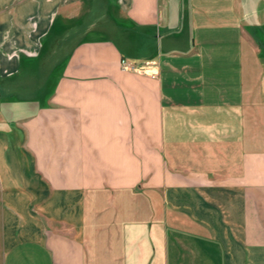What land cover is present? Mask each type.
<instances>
[{
    "label": "crops",
    "instance_id": "crops-1",
    "mask_svg": "<svg viewBox=\"0 0 264 264\" xmlns=\"http://www.w3.org/2000/svg\"><path fill=\"white\" fill-rule=\"evenodd\" d=\"M0 264H264V0H0Z\"/></svg>",
    "mask_w": 264,
    "mask_h": 264
},
{
    "label": "built area",
    "instance_id": "built-area-1",
    "mask_svg": "<svg viewBox=\"0 0 264 264\" xmlns=\"http://www.w3.org/2000/svg\"><path fill=\"white\" fill-rule=\"evenodd\" d=\"M122 67H123V69L127 68V64H126L125 60H122Z\"/></svg>",
    "mask_w": 264,
    "mask_h": 264
},
{
    "label": "rangeland",
    "instance_id": "rangeland-1",
    "mask_svg": "<svg viewBox=\"0 0 264 264\" xmlns=\"http://www.w3.org/2000/svg\"><path fill=\"white\" fill-rule=\"evenodd\" d=\"M97 12V11H96ZM96 12H94V13H96ZM62 52V51H61ZM58 53V52H57Z\"/></svg>",
    "mask_w": 264,
    "mask_h": 264
}]
</instances>
